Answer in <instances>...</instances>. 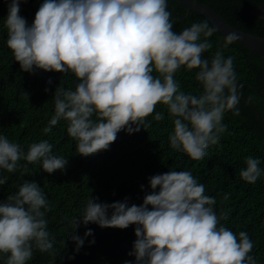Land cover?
<instances>
[{
  "label": "clouds",
  "instance_id": "obj_1",
  "mask_svg": "<svg viewBox=\"0 0 264 264\" xmlns=\"http://www.w3.org/2000/svg\"><path fill=\"white\" fill-rule=\"evenodd\" d=\"M20 3L11 0L4 22L7 47L21 70L71 72L78 81L74 89L57 88L55 114L44 133L65 120L76 151L88 157L107 150L122 130L139 132L163 104L174 117L169 136L173 149L201 160L209 146L219 142L226 131L224 113L236 109L240 96L232 57L225 59L217 50L210 61L203 58L212 47L208 38L216 31L207 22L174 31L167 0H44L29 26L19 15ZM233 39L225 36V47ZM182 67L199 69L196 80L204 90L198 97L180 90L174 77ZM154 118L164 117L155 113ZM22 159L41 162L50 174L64 171L68 164V159L53 154L48 140L31 143L25 153L0 135V169L15 172ZM260 163L249 156L241 178L255 183ZM23 172H28L27 164ZM149 180L152 191L140 206H129L127 198L112 204L90 198L80 216L83 224L121 230L136 225L137 239L129 253L136 264H256L249 255L253 242L248 234L241 231L237 237L221 225L226 214L217 215L216 199L205 194V185L190 171L170 170ZM5 183L0 178V185ZM49 211V201L34 181H25L0 202V253L8 255L6 264H28L33 245L41 252L53 248L45 218ZM73 222L77 228L78 218ZM92 235L90 229L85 232V238ZM72 239L79 252L84 239Z\"/></svg>",
  "mask_w": 264,
  "mask_h": 264
},
{
  "label": "trees",
  "instance_id": "obj_2",
  "mask_svg": "<svg viewBox=\"0 0 264 264\" xmlns=\"http://www.w3.org/2000/svg\"><path fill=\"white\" fill-rule=\"evenodd\" d=\"M195 1L211 7L233 27L264 38V20L251 13L264 0ZM10 3L11 0H0V135L18 143L25 153L31 143L48 140L53 154L68 159L64 171L51 174L43 170L41 162L28 164L23 159L15 172L0 169V178L6 180L0 185V202L16 193L25 181L36 182L49 201L51 211L46 212L45 218L53 248L41 252L33 245L28 264H136L135 256L129 255L137 239L136 225L123 230L101 228L91 222L84 225L80 216L90 198L107 204L124 202L127 198L129 206L142 205L145 194L152 191L149 178L170 170L190 171L204 184L205 194L216 199L213 207L217 215L226 214L221 225L237 237L241 231L246 232L253 242L249 255L256 264H264V127L247 104L250 102L264 120V58L235 41L225 47V36L217 30L208 38L212 47L203 58L210 61L217 50L222 51L225 59L232 57L240 102L236 109L225 111L222 124L226 131L217 144L209 146L203 159L193 160L171 147L169 136L174 132V117L163 104L157 105L139 132L129 134L127 129L122 130L107 150L84 157L76 151V141L68 135L65 120L52 126L51 133L43 131L55 114L57 88L74 89L78 81L71 72L21 70L7 47L8 30L4 21ZM43 3L44 0H21L19 15L29 26ZM167 10L171 13L173 30L178 33L196 22H207L213 27L203 15L188 12L178 0H167ZM198 71L182 67L175 73L174 78L185 94L198 97L203 93L202 84L196 80ZM153 75L159 74L154 71ZM155 113H162L164 118L157 121ZM249 156L261 161V176L255 183L240 176ZM25 164L27 173L23 172ZM77 218L76 228L73 221ZM89 229L93 235L85 238ZM73 235L84 239L79 252ZM7 258V254L0 253V264H6Z\"/></svg>",
  "mask_w": 264,
  "mask_h": 264
},
{
  "label": "water",
  "instance_id": "obj_3",
  "mask_svg": "<svg viewBox=\"0 0 264 264\" xmlns=\"http://www.w3.org/2000/svg\"><path fill=\"white\" fill-rule=\"evenodd\" d=\"M178 1L185 7H187L188 12L194 11L203 15L212 24V26L222 35H232L234 38L233 41L245 47L252 53L264 58V38L241 31L233 27L220 14H218L211 7L203 3L197 2L195 0ZM251 13L252 15L264 20V3L258 6L257 8L253 9ZM247 104L250 105L255 111L259 121L264 127V120L260 112L255 107H253L250 102H247Z\"/></svg>",
  "mask_w": 264,
  "mask_h": 264
}]
</instances>
